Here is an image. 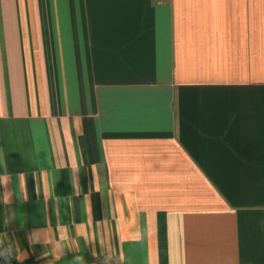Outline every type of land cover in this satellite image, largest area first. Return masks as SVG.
Returning <instances> with one entry per match:
<instances>
[{
    "label": "crops",
    "instance_id": "1",
    "mask_svg": "<svg viewBox=\"0 0 264 264\" xmlns=\"http://www.w3.org/2000/svg\"><path fill=\"white\" fill-rule=\"evenodd\" d=\"M4 176L11 264H264V0H0Z\"/></svg>",
    "mask_w": 264,
    "mask_h": 264
},
{
    "label": "clouds",
    "instance_id": "2",
    "mask_svg": "<svg viewBox=\"0 0 264 264\" xmlns=\"http://www.w3.org/2000/svg\"><path fill=\"white\" fill-rule=\"evenodd\" d=\"M0 184L7 185L8 184V177H0ZM9 202V194H4V203L7 204ZM61 229H63L62 234L59 235L57 242L61 243L68 239L67 235V228L65 226H58L57 232H60ZM29 245L34 246L37 243H42L44 248L47 244H49V239L46 238L43 241L41 240V237L37 233H32L28 237ZM63 250V246L61 248ZM106 254H104V264H112V256L108 254L105 251ZM26 253L22 252L18 242L9 239L7 233H0V258H2L5 261V264H11V261L13 259H16L17 261H23L26 258ZM91 255L95 258H99V255L95 250L91 252ZM40 259H45L46 264L48 261V252L43 251L41 253V256L38 257ZM71 264H87V261L85 260V257L83 255H74L71 259Z\"/></svg>",
    "mask_w": 264,
    "mask_h": 264
},
{
    "label": "built area",
    "instance_id": "3",
    "mask_svg": "<svg viewBox=\"0 0 264 264\" xmlns=\"http://www.w3.org/2000/svg\"><path fill=\"white\" fill-rule=\"evenodd\" d=\"M0 264H5V262L3 260L0 259Z\"/></svg>",
    "mask_w": 264,
    "mask_h": 264
}]
</instances>
